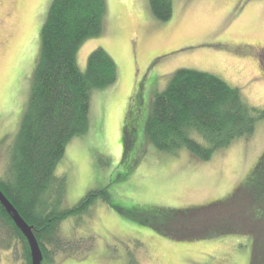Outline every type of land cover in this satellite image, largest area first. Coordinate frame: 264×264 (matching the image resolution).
Returning <instances> with one entry per match:
<instances>
[{
    "label": "rangeland",
    "instance_id": "rangeland-1",
    "mask_svg": "<svg viewBox=\"0 0 264 264\" xmlns=\"http://www.w3.org/2000/svg\"><path fill=\"white\" fill-rule=\"evenodd\" d=\"M105 1L102 32L80 46L76 61L84 71L89 53L102 48L116 64L117 79L92 91L88 130L67 143L55 174L66 177L64 207L103 188L108 202L96 199L87 212L62 220L64 249L46 244L49 258L41 264H250V236L174 241L137 218L156 207L225 198L264 153V118L250 136L206 161L186 149L160 151L144 133L154 94L179 68L219 76L239 88L250 106L264 108V0H172L166 22L153 17L148 0ZM51 2L0 0V177L29 97ZM125 128L133 138L128 149ZM0 235L10 237L7 229L0 228ZM1 245L0 264H25L17 239L10 249Z\"/></svg>",
    "mask_w": 264,
    "mask_h": 264
},
{
    "label": "trees",
    "instance_id": "trees-1",
    "mask_svg": "<svg viewBox=\"0 0 264 264\" xmlns=\"http://www.w3.org/2000/svg\"><path fill=\"white\" fill-rule=\"evenodd\" d=\"M148 5L157 20L171 19L172 0H148ZM105 9V0H52L40 28L29 97L0 177V191L32 227L43 261L49 258L46 244L62 249L66 243L59 235L62 220L87 212L96 199L108 202L103 188L88 192L72 208L64 207L66 177L55 174L67 143L88 130L92 91L117 79L116 64L102 48L89 53L84 71L76 61L80 46L101 34ZM263 118L264 108L250 106L239 88L219 76L179 68L165 89L154 94L144 133L160 151L186 149L206 161L233 140L250 136ZM123 142L127 149L133 142L126 128ZM148 215L137 221L174 241L250 236V264H264V153L225 198L179 209L156 207ZM0 228L10 236L0 239L1 247L10 249L17 239L25 264H31L28 244L1 204Z\"/></svg>",
    "mask_w": 264,
    "mask_h": 264
},
{
    "label": "water",
    "instance_id": "water-1",
    "mask_svg": "<svg viewBox=\"0 0 264 264\" xmlns=\"http://www.w3.org/2000/svg\"><path fill=\"white\" fill-rule=\"evenodd\" d=\"M0 204L4 207L8 215L11 217L12 221L22 233L25 238L29 253H30V262L31 264H41L43 255L40 250L39 244L35 238V235L32 231V227L29 226L24 219L19 215L14 206L8 201L4 194L0 191Z\"/></svg>",
    "mask_w": 264,
    "mask_h": 264
},
{
    "label": "snow or ice",
    "instance_id": "snow-or-ice-1",
    "mask_svg": "<svg viewBox=\"0 0 264 264\" xmlns=\"http://www.w3.org/2000/svg\"><path fill=\"white\" fill-rule=\"evenodd\" d=\"M210 43H218V42L217 41H210ZM261 58L264 59V55H262Z\"/></svg>",
    "mask_w": 264,
    "mask_h": 264
}]
</instances>
